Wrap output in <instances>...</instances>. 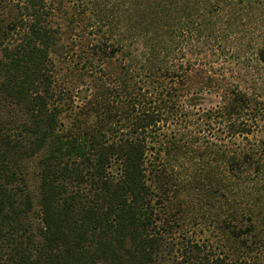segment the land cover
I'll return each instance as SVG.
<instances>
[{"label":"trees","instance_id":"trees-1","mask_svg":"<svg viewBox=\"0 0 264 264\" xmlns=\"http://www.w3.org/2000/svg\"><path fill=\"white\" fill-rule=\"evenodd\" d=\"M0 264H264V0H0Z\"/></svg>","mask_w":264,"mask_h":264},{"label":"rangeland","instance_id":"rangeland-1","mask_svg":"<svg viewBox=\"0 0 264 264\" xmlns=\"http://www.w3.org/2000/svg\"><path fill=\"white\" fill-rule=\"evenodd\" d=\"M204 107H208V106H211V105H213V104H215V102H217L218 100L217 99H215L213 96H211V95H206L205 97H204Z\"/></svg>","mask_w":264,"mask_h":264}]
</instances>
